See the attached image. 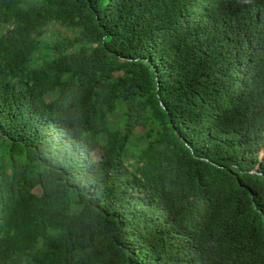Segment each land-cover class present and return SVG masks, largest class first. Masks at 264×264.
Listing matches in <instances>:
<instances>
[{
  "label": "trees",
  "instance_id": "trees-1",
  "mask_svg": "<svg viewBox=\"0 0 264 264\" xmlns=\"http://www.w3.org/2000/svg\"><path fill=\"white\" fill-rule=\"evenodd\" d=\"M0 264H264V0H0Z\"/></svg>",
  "mask_w": 264,
  "mask_h": 264
},
{
  "label": "rangeland",
  "instance_id": "rangeland-1",
  "mask_svg": "<svg viewBox=\"0 0 264 264\" xmlns=\"http://www.w3.org/2000/svg\"><path fill=\"white\" fill-rule=\"evenodd\" d=\"M56 28H57V30H58V31H60V32H62V31H63V29H62V28H60V27H58V26H56Z\"/></svg>",
  "mask_w": 264,
  "mask_h": 264
}]
</instances>
